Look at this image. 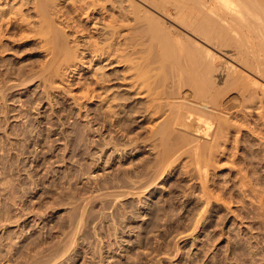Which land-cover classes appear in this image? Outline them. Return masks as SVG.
I'll use <instances>...</instances> for the list:
<instances>
[{"label": "rangeland", "instance_id": "1", "mask_svg": "<svg viewBox=\"0 0 264 264\" xmlns=\"http://www.w3.org/2000/svg\"><path fill=\"white\" fill-rule=\"evenodd\" d=\"M101 1L89 16L79 0H0V264H264V76L216 49V87L238 69L253 96L224 94L226 131L202 161L188 145L164 154L150 131L167 112L135 127L122 113L138 99L123 79L130 62L82 58V42L113 32ZM122 20L121 48L132 22ZM46 22L70 62L53 59ZM189 123L193 141L209 140Z\"/></svg>", "mask_w": 264, "mask_h": 264}, {"label": "bare ground", "instance_id": "2", "mask_svg": "<svg viewBox=\"0 0 264 264\" xmlns=\"http://www.w3.org/2000/svg\"><path fill=\"white\" fill-rule=\"evenodd\" d=\"M40 1L41 0H36V3H40ZM49 1L54 3L56 0ZM49 1L47 0V2ZM79 1L80 12H86L88 14L87 11L89 10V16L98 14L99 9H102V7L99 6V2L101 0ZM141 1L145 3L146 6L150 7V9L152 8L158 11L160 15L166 19V21H164V18L162 19L158 15H154L152 11L150 12L147 8H142V6L140 7V2H138L139 4L136 5L131 0H129L127 2L128 4L125 5L123 4V0H105V2L111 3V7L108 6V8L111 9V11H113L112 13L115 14L113 23L114 25L111 24L110 21L108 22L109 26L107 27V29H109L108 31H110L112 28L113 32H109L111 35L108 33V37H110L108 38L109 41L105 36V40L107 42H105V40L104 42L102 40L103 43L101 41L100 43L98 41H94L95 43L93 44H91L92 42L89 44H87L88 42H82L80 46V51H84L82 58L86 57L87 55H91L95 58H93L95 62L101 63L102 61H107L106 65L114 61L130 62L131 65H129L130 67L128 68L130 69L128 70L130 72L132 70V75L130 74V76L126 78L123 76V79L128 80L130 94H138V96H135L138 99L136 100L134 97L136 102H134L135 100H132L133 102L130 103L131 106H128L127 110L122 112L124 113V116L126 115V117L129 118V125L135 127L134 122H138L139 125H142L145 120L152 118L153 115H160L161 113L163 114V112H167L166 115H162L165 117L161 120V122L159 121L158 125L155 127L153 126L154 128L152 131H150L152 141L154 140L153 144L158 145L159 148L162 149L161 152L164 154H168V152L172 150L170 149L171 147L173 149L180 150V148H187L188 145L189 147L187 149H193L195 161H202L203 156L205 157L207 152L213 153L218 150L215 148L218 146V138L224 133V131H226L225 129L227 127V123L224 124V114L226 115L229 110L228 98L230 97L224 98V94L236 91L239 93H237L238 95H240V93L242 95L244 90L245 92L249 91L248 87L244 86L246 82H244L242 79H239L240 74L238 75L239 77L236 76L238 69H236V72L232 69L229 74L227 73V77H225L226 79L223 82V87H216L215 84L219 81V74L217 73L219 66H217V64L219 63L216 62L220 56L217 55L215 50L218 48L224 49L231 47L233 54L236 55L237 60L241 62L244 67L249 68L251 71L254 70L255 72L264 76V1ZM101 6L104 7V5ZM47 7L48 6H46V8ZM47 10H39L41 13V18L46 13L48 15L49 10L48 12ZM20 13L23 12L20 10ZM43 18L47 19L48 17L45 15ZM126 18L128 20L131 19L133 22H131V24L129 23V31L131 32V36L128 37L124 35V33L122 35H124V39L127 38L130 41L131 46L130 44L128 45L126 41L127 44L124 43L125 47L121 48L120 46L123 44H121V32L117 30L123 26V24L119 25V20H124ZM111 20L113 21V19ZM115 20L119 22H116ZM47 22L45 23L47 30H45V33L42 32V34L45 36L46 33L47 35L49 34L48 32H50V34L52 32L53 34V31L51 30L55 29L53 23L52 26L54 29H51L52 26L48 28L50 26L48 24L51 23ZM115 22L118 23V27L115 26ZM167 22L170 23L167 25ZM129 24H127V26H129ZM124 25L126 24L124 23ZM23 26H25V24ZM104 29H106V26ZM114 31L116 32L114 33ZM57 35L55 38H51L48 35L49 38H51V40L48 38V41L53 43L51 46L53 59L64 56L65 62H70L73 59L75 53L69 52L70 48L67 47L69 44L66 46V44H64L66 42L62 41V39V43H60V40L57 39ZM62 38L64 39L65 37ZM117 38L120 41L117 40ZM134 44L135 46L136 44H139V46L143 45V47H140V49L138 47V49L133 51L131 48ZM144 44L147 45V47L149 46L148 48L152 49L149 50L146 46V48H144ZM44 45H46V43L43 44V47ZM123 48H129L132 50L131 54L134 53V55L137 54V56H133L129 59L125 58L121 53L127 50L124 51ZM130 50L128 52H131ZM102 66H105V64L103 63ZM99 68L102 67L100 66ZM231 74H235V76ZM240 78H242V76ZM97 80L96 82H99V80L102 82L105 81V79L102 77L98 78ZM250 94L253 96L252 92H250ZM246 99H248L247 96ZM214 110L219 111V114L214 115L212 113ZM118 111L119 109H117L115 113H119ZM116 114H114V116ZM137 118H139L138 121ZM191 120L196 123L194 128L196 132L202 133V135H204V139L206 138L205 136L210 137V141L207 140L208 143H206V139L202 141L203 144L196 141V139L199 138H196L195 141L192 140L193 138L191 139V137H195L196 135L195 134L191 136V133H193L190 131V129L193 131V127H190L189 129V121ZM189 133L190 136L188 135ZM197 136L199 137V135ZM191 143L192 145L190 146ZM161 156H163V154ZM163 157L165 159V155Z\"/></svg>", "mask_w": 264, "mask_h": 264}]
</instances>
